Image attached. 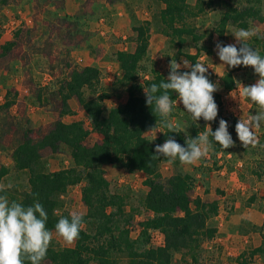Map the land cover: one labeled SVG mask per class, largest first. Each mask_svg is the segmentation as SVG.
<instances>
[{
    "label": "rangeland",
    "instance_id": "obj_1",
    "mask_svg": "<svg viewBox=\"0 0 264 264\" xmlns=\"http://www.w3.org/2000/svg\"><path fill=\"white\" fill-rule=\"evenodd\" d=\"M224 2L238 9L252 7L258 10L261 20L249 19L247 29H256L264 35V0H204L203 13L191 16L184 23L194 27L202 39L196 44L188 40L182 46L169 42L160 32L158 15L163 6L161 0H7L6 4L0 5V47L7 42L13 43L0 57V170H6L0 185H4L9 192L28 189L29 171L17 170L12 161V153L25 134L38 140L56 121L82 122L85 128H90L89 120L75 97L66 102L68 113L61 114L63 104L58 90L71 68L93 66L100 72L94 88H84L85 99L106 95L103 102L106 111L126 102L127 89L120 83L122 71L115 55L118 50H134L132 27L138 22L148 21L149 47L138 64L136 82L143 85L153 70L167 78L172 60L182 65L179 71H190V67H183L186 58L180 55V51L196 55L197 62L208 67L206 75L209 80L217 85V91L213 93L218 105L216 128L220 119L226 120L235 141L229 156L222 152L220 159L215 155L218 153L210 149L205 158L193 165L162 163L160 173L163 180L177 172L190 174L193 179L190 196H202L205 201L217 202L221 217L215 219L218 213L212 216L208 222L210 227L216 228L219 221L224 219L223 212L231 211V205L243 212L247 210L249 219L257 226V229L255 226L249 229V225L240 222L241 225L228 230L229 233L221 232L214 236L219 240L226 233H235L232 240L236 245L226 246L220 242L213 243V238L203 239L196 249L173 253L172 264H264V217H261V214L264 215V127L256 132V147H244L235 132L240 117L247 118L260 111L257 105L240 95L241 85H254L259 76L249 67L234 74V90H223L222 79L227 69L221 65L215 45L217 41L238 45L232 33L239 30L228 23L222 36H218V23L226 10L222 4ZM194 3L195 0H188L190 6ZM254 39L248 42L253 43ZM175 102L169 118L175 130L188 134L193 125L199 132H203L202 127L207 130L209 124L204 125L201 120L196 123L192 121L178 96ZM8 103L12 105L6 107ZM161 133L159 126L145 133V136L153 141ZM101 139L99 134L90 132L85 144L91 146ZM40 155L44 172L73 166L70 152L65 146H61L57 152L43 149ZM103 168L110 192L121 196L124 203V213L117 221L115 236L127 238L135 250L161 246L162 234L142 226L152 216L144 207L147 192L145 174L129 172L120 164H108ZM9 184L11 188H7ZM82 186V182L71 186L61 196L58 214L70 216L78 212L85 218L86 208L81 202ZM88 222L84 219L82 227L92 232V224ZM236 231L244 234V240L250 243H237L239 234ZM52 233V242L56 246L63 248L74 245V241L66 243L56 232ZM254 237L255 242L262 238L260 246L253 241ZM122 248L113 257L119 264H126V249L125 246ZM257 248L259 251L255 252Z\"/></svg>",
    "mask_w": 264,
    "mask_h": 264
},
{
    "label": "trees",
    "instance_id": "obj_2",
    "mask_svg": "<svg viewBox=\"0 0 264 264\" xmlns=\"http://www.w3.org/2000/svg\"><path fill=\"white\" fill-rule=\"evenodd\" d=\"M161 1L163 6L158 15L160 32L169 42L178 46L188 40L191 44L198 43L202 35L197 34L194 27L186 26L185 22L191 16L203 13L204 0H195L193 6L188 4V0ZM6 3L7 0H0V5ZM222 4L226 10L218 23V36H222L228 23L239 29H247L249 19L261 20L259 11L252 7L238 9L226 2ZM149 24L150 22L144 21L134 25V50H118L115 55L122 71L120 83L127 89V100L123 105L106 111L103 103L106 95L85 99L84 88H94L99 81L100 72L93 66H75L71 68L58 90L63 104L61 114L68 113L66 102L75 97L89 120L90 128H85L82 122L56 121L38 140L25 134L12 153L15 168L29 171L28 189L22 192H9L5 189L3 194L7 195L10 201L22 203L26 207L35 202L41 203L48 214L46 227L52 232H55V225L61 217L70 218L67 214H58L61 196L69 187L83 183L81 202L86 208L84 219L89 220L93 231L89 232L82 227L79 238L74 241L72 247L61 248L51 241L42 264H119L113 254L122 251L123 246L126 249V264H172L173 253L196 249L203 239L211 240L217 233L216 228L208 226L212 216L218 213L217 202L190 196L193 181L190 174L177 172L163 180L160 165L170 162L163 157L153 156L155 146L162 145L169 137L186 146V140L195 138L200 132L195 125L191 126L188 134L180 130H175L177 133L169 132L160 125V117L154 111L155 106L151 108L145 102L143 89L152 83L159 84L160 81L167 80L164 75L153 70L151 77L145 80L143 85L136 82L138 64L146 56L149 47ZM247 43L264 56L263 39L255 38L253 43ZM12 45V42H7L1 46L0 57L4 56ZM240 46L237 45L238 48ZM180 55H184L193 65L197 62L196 55L181 51ZM249 67L251 66H226L227 70L222 79L223 90H234V74ZM170 96L173 101L177 98L175 93L170 92ZM10 105L12 104H6V107ZM200 120L204 125H211L213 131L217 129L216 120ZM159 126L162 133L157 138L153 141L146 138L145 133ZM201 129L206 130L204 127ZM90 132L99 134L102 139L87 146L85 140ZM61 146L69 150L73 166L55 172H44L41 168V150L48 148L57 152ZM231 149L232 147L223 150L214 144L211 151L229 154ZM108 164H120L129 172L140 171L145 174L144 186L147 187V192L144 207L152 216L142 226L146 230L162 234L161 246L135 250L127 238L122 235L115 236L117 221L124 213V203L121 196L112 194L109 190L110 184L105 178L103 168ZM171 164L177 166L181 163L176 160ZM5 172V169L0 170V179ZM108 209L113 211L109 212ZM254 251L258 252L259 248Z\"/></svg>",
    "mask_w": 264,
    "mask_h": 264
},
{
    "label": "clouds",
    "instance_id": "obj_3",
    "mask_svg": "<svg viewBox=\"0 0 264 264\" xmlns=\"http://www.w3.org/2000/svg\"><path fill=\"white\" fill-rule=\"evenodd\" d=\"M232 34L241 45L239 48L237 44L217 41L215 49L224 68L251 66L259 76L254 85H241L240 95L257 105L260 111L248 115L247 118L240 117L235 125L237 138L242 145L256 147V132L264 127V56L247 41L254 37L264 39V35L253 28H241ZM181 66L176 60H172L167 80H162L159 84L152 83L144 88L146 104L151 108L155 106L154 111L160 117V125L169 132H176L169 118L177 103L172 100L170 92L178 96L185 112L195 123L201 118L205 122H212L218 117V105L213 95L217 91V85L206 75L208 67L198 62L193 65L187 59L183 60V67H190L191 70L181 72ZM206 128V131L200 132L195 138L187 139L186 146L169 137L162 145L155 146L153 156L163 157L170 163L179 160L181 164L193 165L205 158L214 144L223 150L234 146L235 141L229 133L226 120L220 119L215 131L211 125ZM11 187V184L7 185V188ZM4 192L5 186L0 185V264H42L53 238L52 231L46 227V210L39 202L26 207L22 203L10 201ZM83 223L84 216L73 212L70 218L61 217L58 220L55 232L70 244L79 238Z\"/></svg>",
    "mask_w": 264,
    "mask_h": 264
},
{
    "label": "crops",
    "instance_id": "obj_4",
    "mask_svg": "<svg viewBox=\"0 0 264 264\" xmlns=\"http://www.w3.org/2000/svg\"><path fill=\"white\" fill-rule=\"evenodd\" d=\"M228 156H229V154H228ZM220 157H221V153H218L217 154V158L219 159ZM200 198H202V196H200ZM229 198H230V196H229ZM236 207L237 206H232L231 205V207L229 208V209H231V211L223 212L224 213L223 214L224 219L219 221L220 223H218L216 225L217 234H219L221 232H228L229 233V231H231L233 227H237L239 224L241 225L240 222H243V223L249 225V229L253 228L254 226L257 229V226L254 225V223L249 219L250 215L247 214V212H246L247 210H245V212H243V210H239L238 207L237 208ZM261 213H263V212H261ZM220 217H221V214H220V211H219L217 216L215 217V219H220ZM261 217H264V215L261 214ZM260 227H261V225L258 228L259 230L261 229ZM234 230H235V228H234ZM228 233H226L223 237L218 236V237H220L219 240H218V238L217 239L213 238V243L220 242L222 244H225L226 246L234 245L235 241L232 240V238H234L236 235H234L235 233H233L232 235L228 234ZM236 233L239 234V235H237V240H236L237 243H240V241L243 244L250 243V241L247 242L246 240H244L246 237L240 231H236ZM262 233H263V231H262ZM254 239H255V237L253 238V241H254ZM261 240H262V238L259 239V242L258 241H256V242L254 241V242L258 243V245L260 246ZM235 245H236V243H235Z\"/></svg>",
    "mask_w": 264,
    "mask_h": 264
},
{
    "label": "built area",
    "instance_id": "obj_5",
    "mask_svg": "<svg viewBox=\"0 0 264 264\" xmlns=\"http://www.w3.org/2000/svg\"><path fill=\"white\" fill-rule=\"evenodd\" d=\"M225 98H227V95L225 96Z\"/></svg>",
    "mask_w": 264,
    "mask_h": 264
}]
</instances>
